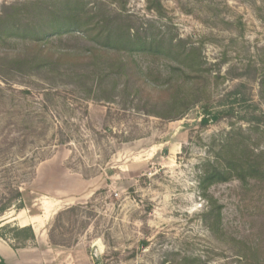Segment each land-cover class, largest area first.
<instances>
[{
  "label": "rangeland",
  "instance_id": "obj_1",
  "mask_svg": "<svg viewBox=\"0 0 264 264\" xmlns=\"http://www.w3.org/2000/svg\"><path fill=\"white\" fill-rule=\"evenodd\" d=\"M22 1L0 0V6ZM82 1L87 10H100L95 20L122 12L133 29L165 46L179 39L200 44L211 76L198 82L200 103L175 121L150 112H164L171 94L186 95L194 81L168 76L175 64L163 56L137 53L142 72L114 103L84 101L61 79L0 80V208L16 204L17 190L25 206L7 210L0 227L30 226L35 235L14 248L12 233L2 231L0 264H170L183 257L242 264L240 255L247 264H264V179L209 188L221 207L217 238L201 220L205 202L197 189L199 166L229 122L248 128L264 150L258 87L264 0H155L160 15L147 0ZM6 45L1 48L9 53L19 48L14 41ZM55 46L83 55L92 44L70 39ZM221 111H230V120L213 122ZM259 119L258 131L251 130L247 121Z\"/></svg>",
  "mask_w": 264,
  "mask_h": 264
},
{
  "label": "trees",
  "instance_id": "obj_2",
  "mask_svg": "<svg viewBox=\"0 0 264 264\" xmlns=\"http://www.w3.org/2000/svg\"><path fill=\"white\" fill-rule=\"evenodd\" d=\"M154 1L147 0L148 9H153L160 15L162 8ZM99 11L98 9L95 13L87 10L82 0H63L57 5L46 4L42 0H23L16 4L1 5L0 80L8 83L14 78L23 77L32 81L41 79L51 83L54 79H61L68 81V85L75 88L74 91L79 96L83 94L84 101L114 103L117 97L126 94L130 87V79L142 72L135 62L136 54L148 53L173 61L175 65L169 67L168 76L176 74L194 81L190 82L191 86L186 95L172 93L164 112L161 114L150 112V115L175 121L200 103L198 88L211 76L210 70L205 67L206 62L201 54L200 44L186 45L185 41L179 39L174 43L169 41L165 46L162 39L146 36L143 29H133L129 17H122V12L95 20ZM70 39L90 42L91 50L82 55L72 48L55 46ZM12 41L17 44L18 49L12 53L2 49ZM101 61L103 64L99 63ZM65 63L68 65L65 66ZM78 64L87 66L81 69ZM215 72L216 78L219 75V68ZM198 82H202V85ZM258 87L259 99L264 106V74L258 78ZM141 88V85L136 86V92ZM46 95L48 94H44ZM174 110L178 113L166 116L168 115L166 113ZM202 110L207 113L208 106H204ZM230 118V111H221L212 117V121L219 122ZM207 122L206 118L201 120L202 125H206ZM247 123L254 126L251 130L258 131L261 120L253 124L248 121ZM229 128L220 137L218 144L209 149V154L200 164L197 175L198 194L205 202L201 220L206 230L215 238L221 234V207L209 195V188L233 179L241 183L248 179H264V150H259L253 143L247 132L248 128L244 131L232 122H229ZM14 198L16 204L7 203L0 208V217L10 208L17 212L25 208L21 192L17 190ZM4 230L12 233L11 241L14 248H24L35 240L30 226L0 227L1 239L4 237L2 233ZM240 257L241 259H238L240 263H249L244 255ZM170 264L200 262L195 258L183 257Z\"/></svg>",
  "mask_w": 264,
  "mask_h": 264
},
{
  "label": "water",
  "instance_id": "obj_3",
  "mask_svg": "<svg viewBox=\"0 0 264 264\" xmlns=\"http://www.w3.org/2000/svg\"><path fill=\"white\" fill-rule=\"evenodd\" d=\"M207 119V121H209V119L208 118H206Z\"/></svg>",
  "mask_w": 264,
  "mask_h": 264
}]
</instances>
